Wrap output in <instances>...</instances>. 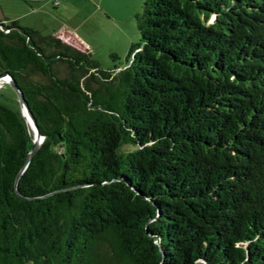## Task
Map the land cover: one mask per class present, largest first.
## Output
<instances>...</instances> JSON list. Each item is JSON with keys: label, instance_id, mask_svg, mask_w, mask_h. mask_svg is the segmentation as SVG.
<instances>
[{"label": "trees", "instance_id": "obj_1", "mask_svg": "<svg viewBox=\"0 0 264 264\" xmlns=\"http://www.w3.org/2000/svg\"><path fill=\"white\" fill-rule=\"evenodd\" d=\"M135 20L113 69L0 20V75L42 136L16 179L34 131L0 102V264H264V0Z\"/></svg>", "mask_w": 264, "mask_h": 264}, {"label": "rangeland", "instance_id": "obj_2", "mask_svg": "<svg viewBox=\"0 0 264 264\" xmlns=\"http://www.w3.org/2000/svg\"><path fill=\"white\" fill-rule=\"evenodd\" d=\"M144 0H0V20L16 19L42 35H58L87 49L103 69L121 67L131 43L138 41L135 14ZM115 55L116 57H112ZM0 102L20 108L18 97L0 79Z\"/></svg>", "mask_w": 264, "mask_h": 264}, {"label": "water", "instance_id": "obj_3", "mask_svg": "<svg viewBox=\"0 0 264 264\" xmlns=\"http://www.w3.org/2000/svg\"><path fill=\"white\" fill-rule=\"evenodd\" d=\"M0 79H5L10 84V86L12 87L14 92L16 93L18 100H19V103H20V111H21L22 115L24 116V118L26 119V121L31 126L32 130L34 131L33 145L25 156L24 163H23L21 169L19 170V172L16 176V179H17L18 176L20 175V173L23 171V169L27 165V163L29 162L32 154L36 151V149H37V147H38V145L42 139V136L38 131L35 119L29 110L28 104H27L22 92L18 88L15 80L13 79V77H11L7 74H2V75H0Z\"/></svg>", "mask_w": 264, "mask_h": 264}]
</instances>
